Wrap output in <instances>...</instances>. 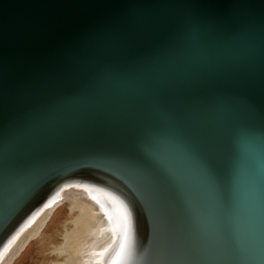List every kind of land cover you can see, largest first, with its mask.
Instances as JSON below:
<instances>
[{"label": "water", "instance_id": "1", "mask_svg": "<svg viewBox=\"0 0 264 264\" xmlns=\"http://www.w3.org/2000/svg\"><path fill=\"white\" fill-rule=\"evenodd\" d=\"M84 172L131 264H264V0H0V241Z\"/></svg>", "mask_w": 264, "mask_h": 264}, {"label": "bare ground", "instance_id": "2", "mask_svg": "<svg viewBox=\"0 0 264 264\" xmlns=\"http://www.w3.org/2000/svg\"><path fill=\"white\" fill-rule=\"evenodd\" d=\"M84 177L94 176L84 172L67 177L32 202L0 241V264H9L30 239L44 241L40 230L66 203L71 213L58 233L61 243H51L56 259L47 264H131L132 217L128 207L109 187L94 183L79 186Z\"/></svg>", "mask_w": 264, "mask_h": 264}, {"label": "rangeland", "instance_id": "3", "mask_svg": "<svg viewBox=\"0 0 264 264\" xmlns=\"http://www.w3.org/2000/svg\"><path fill=\"white\" fill-rule=\"evenodd\" d=\"M70 213L68 203L59 207V211L54 218H52L51 221L49 220L40 230V235L43 234L45 240H39L38 238L30 239L24 246L16 251L9 264H47L50 263L51 260L56 259V256L53 254L54 245L51 243H61V238H58L60 236L58 233H61V226Z\"/></svg>", "mask_w": 264, "mask_h": 264}]
</instances>
